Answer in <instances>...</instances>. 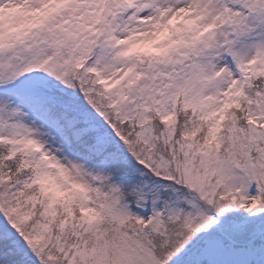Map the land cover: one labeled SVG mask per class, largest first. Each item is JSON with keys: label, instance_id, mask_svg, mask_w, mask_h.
Wrapping results in <instances>:
<instances>
[{"label": "snow or ice", "instance_id": "obj_1", "mask_svg": "<svg viewBox=\"0 0 264 264\" xmlns=\"http://www.w3.org/2000/svg\"><path fill=\"white\" fill-rule=\"evenodd\" d=\"M0 264H264V0H0Z\"/></svg>", "mask_w": 264, "mask_h": 264}]
</instances>
